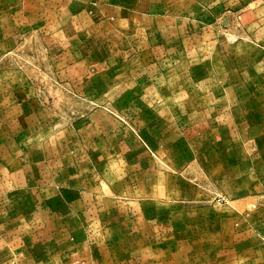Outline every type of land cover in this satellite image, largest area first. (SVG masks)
<instances>
[{
    "label": "rangeland",
    "instance_id": "rangeland-1",
    "mask_svg": "<svg viewBox=\"0 0 264 264\" xmlns=\"http://www.w3.org/2000/svg\"><path fill=\"white\" fill-rule=\"evenodd\" d=\"M69 1L0 0V264H230L264 0Z\"/></svg>",
    "mask_w": 264,
    "mask_h": 264
},
{
    "label": "crops",
    "instance_id": "crops-1",
    "mask_svg": "<svg viewBox=\"0 0 264 264\" xmlns=\"http://www.w3.org/2000/svg\"><path fill=\"white\" fill-rule=\"evenodd\" d=\"M41 20L44 25L45 19ZM54 20L58 22V18ZM55 30L53 34H64L60 27ZM255 140H261V144L254 150L260 154L253 156L252 173L249 175L252 176L253 191L244 200L246 207H240V203L237 202L230 214L235 224L231 234L233 250L230 252V264H264V128L260 139Z\"/></svg>",
    "mask_w": 264,
    "mask_h": 264
}]
</instances>
